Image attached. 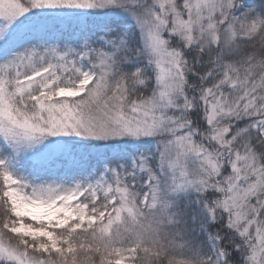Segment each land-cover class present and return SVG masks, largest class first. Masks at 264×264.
Wrapping results in <instances>:
<instances>
[{"label": "snow or ice", "instance_id": "snow-or-ice-1", "mask_svg": "<svg viewBox=\"0 0 264 264\" xmlns=\"http://www.w3.org/2000/svg\"><path fill=\"white\" fill-rule=\"evenodd\" d=\"M0 264H264V0H0Z\"/></svg>", "mask_w": 264, "mask_h": 264}]
</instances>
